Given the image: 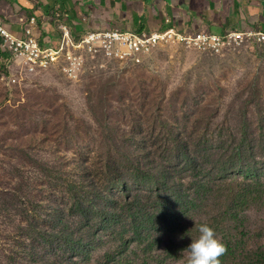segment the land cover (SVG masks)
<instances>
[{"label": "rangeland", "instance_id": "rangeland-1", "mask_svg": "<svg viewBox=\"0 0 264 264\" xmlns=\"http://www.w3.org/2000/svg\"><path fill=\"white\" fill-rule=\"evenodd\" d=\"M57 14L71 25L58 11L49 33ZM7 67L0 56V264H161L165 239L145 218L170 189L147 176L164 170L183 194L213 175L242 179L250 168L264 177L258 47L209 54L164 44L142 64L86 60L75 76ZM179 146L219 163L199 176L184 168ZM78 202L94 209L88 220ZM171 209L183 225L205 218ZM247 214L255 247L264 243V209Z\"/></svg>", "mask_w": 264, "mask_h": 264}, {"label": "trees", "instance_id": "trees-1", "mask_svg": "<svg viewBox=\"0 0 264 264\" xmlns=\"http://www.w3.org/2000/svg\"><path fill=\"white\" fill-rule=\"evenodd\" d=\"M177 154L184 168L197 172L199 176L202 172L207 173L211 166L214 167L216 163H219L216 159L209 162L197 156L193 157L187 147L179 146ZM226 166L227 164L222 167ZM147 177L156 185L159 183L163 188L170 189L168 195L164 197H161V194L158 195L163 207H159L152 214H146L145 218L146 228L153 231L152 235L159 234L165 239V250L160 255V258H163L161 264L168 261H180V264H187L186 248L199 237L198 226L200 224H208L214 230L216 237L224 244L226 251L219 258L221 264H264L262 237H254L253 241L261 240L253 247L249 242L253 237L248 235L246 229L247 212L254 207L264 209V177L262 175H253V170L249 168L242 179L241 177L229 178L224 175L219 177L213 175L208 178L205 176V179L196 181L194 192L185 191L184 194L180 190V184L175 185L177 187L174 186V190L171 189L172 179L164 170L153 172ZM214 187L216 189L212 190ZM123 191L129 199L131 193L128 186H123ZM172 205L180 206V214L184 207L185 212L194 208L197 213L205 214V218H200L198 221L192 220L189 226L183 225L180 222V215L171 209ZM76 206L84 212L86 220L89 219V214L94 212V209L86 204L81 205L78 202ZM137 213H142V211H137ZM137 215L139 218V214ZM135 217V215L132 216L133 222ZM134 232L141 234L138 224L135 225ZM139 237H142V234Z\"/></svg>", "mask_w": 264, "mask_h": 264}, {"label": "built area", "instance_id": "built-area-1", "mask_svg": "<svg viewBox=\"0 0 264 264\" xmlns=\"http://www.w3.org/2000/svg\"><path fill=\"white\" fill-rule=\"evenodd\" d=\"M170 23L167 19L166 24ZM22 25L23 36L16 35L9 31L4 19L0 18V56L6 57L9 69L20 76L53 67H60L67 75L75 76L86 60L100 58L142 64L159 46L172 43L209 54H221L246 45L258 47L264 53V31L212 34L206 31L184 32L171 25L163 31L96 27L75 34L60 14H57L55 21V34L35 36L34 16L22 20Z\"/></svg>", "mask_w": 264, "mask_h": 264}, {"label": "crops", "instance_id": "crops-1", "mask_svg": "<svg viewBox=\"0 0 264 264\" xmlns=\"http://www.w3.org/2000/svg\"><path fill=\"white\" fill-rule=\"evenodd\" d=\"M58 11L66 13L75 34L96 27L163 31L171 25L212 34L264 31V0H0V18L20 36L22 20L30 16L36 18L35 36L49 33V19Z\"/></svg>", "mask_w": 264, "mask_h": 264}, {"label": "clouds", "instance_id": "clouds-1", "mask_svg": "<svg viewBox=\"0 0 264 264\" xmlns=\"http://www.w3.org/2000/svg\"><path fill=\"white\" fill-rule=\"evenodd\" d=\"M198 231L199 237L186 248L187 264H221L219 258L226 251L224 244L208 224H200Z\"/></svg>", "mask_w": 264, "mask_h": 264}]
</instances>
